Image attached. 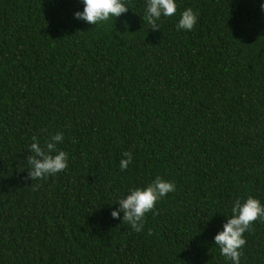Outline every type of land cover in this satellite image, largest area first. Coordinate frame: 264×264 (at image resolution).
<instances>
[{"label": "trees", "instance_id": "1", "mask_svg": "<svg viewBox=\"0 0 264 264\" xmlns=\"http://www.w3.org/2000/svg\"><path fill=\"white\" fill-rule=\"evenodd\" d=\"M125 3L92 26L79 0H0V264H226L232 201L264 204V0H177L156 30ZM58 132L67 169L32 181V138ZM157 177L176 190L143 231L111 217ZM244 238L241 264H264V219Z\"/></svg>", "mask_w": 264, "mask_h": 264}, {"label": "clouds", "instance_id": "2", "mask_svg": "<svg viewBox=\"0 0 264 264\" xmlns=\"http://www.w3.org/2000/svg\"><path fill=\"white\" fill-rule=\"evenodd\" d=\"M83 6L82 11L74 13V19L92 26H99L110 20H114L128 11L125 0H79ZM177 0H146L144 19L152 26L151 29H159L162 18H170L177 14ZM264 11V3H261ZM198 23V13L192 8H186L179 13L176 24L177 31L190 32ZM64 142V135L58 132L41 144L37 137L32 138L28 150L32 153L28 157L29 178L33 181L58 175L68 167V154L58 148ZM119 162L121 170H127L133 162L131 152L123 153ZM176 190L172 181L160 177L154 179L144 187H135L128 190L127 194L114 205H118L111 211L113 219H122L136 232L144 229L146 214L153 211L155 205L169 193ZM121 214L122 217H121ZM259 219H264V204L260 200L249 196L241 201L240 198L232 201L231 214L225 217L222 230L213 238L214 246L219 250L226 264H241L243 246L246 244L244 233Z\"/></svg>", "mask_w": 264, "mask_h": 264}]
</instances>
